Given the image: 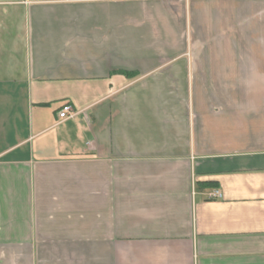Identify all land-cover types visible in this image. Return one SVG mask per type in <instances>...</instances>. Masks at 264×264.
Instances as JSON below:
<instances>
[{"label":"crops","instance_id":"obj_1","mask_svg":"<svg viewBox=\"0 0 264 264\" xmlns=\"http://www.w3.org/2000/svg\"><path fill=\"white\" fill-rule=\"evenodd\" d=\"M0 264H264V0H0Z\"/></svg>","mask_w":264,"mask_h":264},{"label":"built area","instance_id":"obj_2","mask_svg":"<svg viewBox=\"0 0 264 264\" xmlns=\"http://www.w3.org/2000/svg\"><path fill=\"white\" fill-rule=\"evenodd\" d=\"M76 115V111L70 102H65L58 111L59 122L66 121L73 118ZM220 190H214L209 194V198H220L222 197Z\"/></svg>","mask_w":264,"mask_h":264},{"label":"trees","instance_id":"obj_3","mask_svg":"<svg viewBox=\"0 0 264 264\" xmlns=\"http://www.w3.org/2000/svg\"><path fill=\"white\" fill-rule=\"evenodd\" d=\"M199 184L202 185V186H204V185H213V184H211V183H209L207 181H199Z\"/></svg>","mask_w":264,"mask_h":264}]
</instances>
